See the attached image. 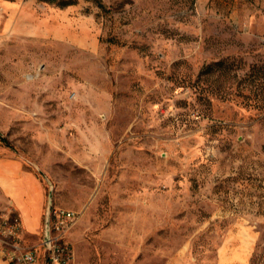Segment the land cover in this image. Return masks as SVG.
I'll return each mask as SVG.
<instances>
[{
  "label": "rangeland",
  "instance_id": "1",
  "mask_svg": "<svg viewBox=\"0 0 264 264\" xmlns=\"http://www.w3.org/2000/svg\"><path fill=\"white\" fill-rule=\"evenodd\" d=\"M4 1L0 147L67 264H264V0Z\"/></svg>",
  "mask_w": 264,
  "mask_h": 264
},
{
  "label": "crops",
  "instance_id": "2",
  "mask_svg": "<svg viewBox=\"0 0 264 264\" xmlns=\"http://www.w3.org/2000/svg\"><path fill=\"white\" fill-rule=\"evenodd\" d=\"M14 7L0 0V21L7 19ZM0 195L19 217L21 236H32L33 245L37 244L42 233L46 190L37 174L25 166L23 158L5 147H0Z\"/></svg>",
  "mask_w": 264,
  "mask_h": 264
},
{
  "label": "built area",
  "instance_id": "3",
  "mask_svg": "<svg viewBox=\"0 0 264 264\" xmlns=\"http://www.w3.org/2000/svg\"><path fill=\"white\" fill-rule=\"evenodd\" d=\"M74 219L73 211L52 203L49 214V239L45 241L41 233L37 244L32 248L23 249L20 243L22 237L19 217L16 214L1 216L0 264H67L72 252L64 236L73 225Z\"/></svg>",
  "mask_w": 264,
  "mask_h": 264
},
{
  "label": "water",
  "instance_id": "4",
  "mask_svg": "<svg viewBox=\"0 0 264 264\" xmlns=\"http://www.w3.org/2000/svg\"><path fill=\"white\" fill-rule=\"evenodd\" d=\"M52 205V186L49 187L47 200H46V207L44 211V221H43V239L47 241L49 239V214L50 208Z\"/></svg>",
  "mask_w": 264,
  "mask_h": 264
},
{
  "label": "trees",
  "instance_id": "5",
  "mask_svg": "<svg viewBox=\"0 0 264 264\" xmlns=\"http://www.w3.org/2000/svg\"><path fill=\"white\" fill-rule=\"evenodd\" d=\"M45 1L53 2L54 0H45ZM70 3H71V1H69V0H59V2H58V4L61 5V6H65V5H68ZM218 64H220V62ZM211 66L212 65L203 67L201 69V71L199 72V74L203 73L205 71V69H207V68L209 69ZM0 142L2 144H4L5 146H8L10 148L12 147L10 142H9V140L5 136H3L2 134H0Z\"/></svg>",
  "mask_w": 264,
  "mask_h": 264
}]
</instances>
